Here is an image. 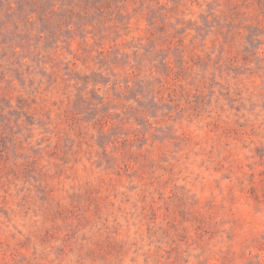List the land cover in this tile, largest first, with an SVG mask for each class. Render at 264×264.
Here are the masks:
<instances>
[{"label":"rangeland","instance_id":"374dc122","mask_svg":"<svg viewBox=\"0 0 264 264\" xmlns=\"http://www.w3.org/2000/svg\"><path fill=\"white\" fill-rule=\"evenodd\" d=\"M0 264H264V0H0Z\"/></svg>","mask_w":264,"mask_h":264}]
</instances>
